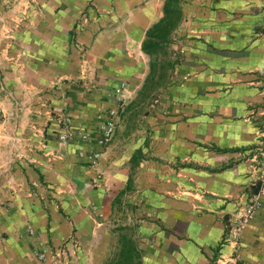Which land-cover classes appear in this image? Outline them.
<instances>
[{"label":"crops","instance_id":"1","mask_svg":"<svg viewBox=\"0 0 264 264\" xmlns=\"http://www.w3.org/2000/svg\"><path fill=\"white\" fill-rule=\"evenodd\" d=\"M165 4L0 0V264L117 263L111 220L132 204L148 217L127 234L139 264L229 263L253 202L239 252L264 264V0H185L165 50L174 67L142 98V46ZM115 111L108 146L80 138ZM91 150L96 163L80 156Z\"/></svg>","mask_w":264,"mask_h":264},{"label":"trees","instance_id":"2","mask_svg":"<svg viewBox=\"0 0 264 264\" xmlns=\"http://www.w3.org/2000/svg\"><path fill=\"white\" fill-rule=\"evenodd\" d=\"M185 0H166L164 6V17L154 26H152L146 35V39L143 42V52L152 59L151 73L149 79L146 81L147 84L151 83L153 86L150 91H154L165 77L164 71L166 69H172L174 67V62L169 59L168 54L165 52L166 49L170 47L173 42V36L177 31L183 15H182V3ZM160 55L163 58L160 59ZM154 60V61H153ZM166 60V61H165ZM158 75V82H154L155 77ZM152 80V81H151ZM154 82V83H153ZM143 94V93H142ZM149 94V93H148ZM150 95V94H149ZM150 97V96H149ZM141 151H138L133 156L132 163V173L135 165L138 163V159H141ZM133 175V174H132ZM132 177L130 176L129 182L131 183ZM120 255H126L129 258V264H139L138 261L141 259V251L138 249L136 242L133 237L127 234L121 237V244L119 249ZM110 264H121L110 263Z\"/></svg>","mask_w":264,"mask_h":264},{"label":"rangeland","instance_id":"3","mask_svg":"<svg viewBox=\"0 0 264 264\" xmlns=\"http://www.w3.org/2000/svg\"><path fill=\"white\" fill-rule=\"evenodd\" d=\"M163 58V56H162ZM166 61V60H165ZM167 70V69H166ZM166 73V72H165ZM125 83L126 84V81H120V84L119 86L121 87V85ZM165 83V81L163 82V84ZM151 86L152 84L150 85L149 87V90L147 89L146 90V93L143 94L142 98H145V96L147 95V93L150 91L151 89ZM119 87V88H120ZM118 88V89H119ZM117 89V91H118ZM158 104V105H157ZM155 107H152L154 106ZM160 106H161V101H160V94H155L153 97H152V100H151V103H150V108H151V111H154V112H157L159 109H160ZM68 123H71L70 121H67ZM104 124V123H103ZM101 127V125L99 126V128ZM98 128V130H99ZM97 130V132H98ZM73 133H74V137L72 139H74L77 135L75 133L74 130H72ZM85 132H89V131H85ZM83 132V133H85ZM94 132V131H92ZM97 132H95L96 136L98 135ZM82 133V134H83ZM82 134L80 135V138L82 139ZM95 136V135H94ZM115 138V137H114ZM71 139V140H72ZM83 140V139H82ZM114 140V139H113ZM112 140V141H113ZM85 141H91V142H95L97 143L96 140H85ZM111 143V142H110ZM109 143V144H110ZM108 144V145H109ZM106 145V146H108ZM104 146V147H106ZM264 148L262 150H259L258 151V155L260 154V157L263 159V155L264 154ZM91 151H94V150H91ZM99 153V152H98ZM257 155V156H258ZM261 161L260 158L258 157L257 159V162ZM263 162H264V159H263ZM263 175V173L261 172V176ZM259 181V180H258ZM130 193L128 192L127 195H129ZM124 198V197H123ZM121 205V204H120ZM119 205V207H120ZM238 220H240V223H243L242 226H240V229L238 231V234L236 236V239L234 241L235 243V256L233 257V262H229V263H224V264H253V263H246L243 259H242V256L239 252V249H240V245H241V240H242V234H243V230L245 228V225L247 222H244V218H237ZM148 220V217L146 216V214L140 210L139 206L136 204H132L131 206H125V209L122 212L120 213H117L115 214L114 218L111 220L112 221V226H114V228L112 229L113 230V234H114V244H112V250H111V254H110V259L111 260H117L118 258V262L121 263V264H129L128 263V258L126 257V255H120L116 249H115V241L117 243V240L119 238V235L121 234H131V230H135L136 232L138 231L140 225L143 223V222H146ZM122 226V227H125L122 231H120V233L114 231L115 229H118V227ZM127 227V229H126ZM134 234V232H133ZM235 260V261H234ZM114 263V262H113Z\"/></svg>","mask_w":264,"mask_h":264},{"label":"built area","instance_id":"4","mask_svg":"<svg viewBox=\"0 0 264 264\" xmlns=\"http://www.w3.org/2000/svg\"><path fill=\"white\" fill-rule=\"evenodd\" d=\"M126 89H127V86L125 83H123L121 85V87L118 89V95H119L118 101L120 103L122 101H124ZM152 107H155V105ZM118 114L119 113L117 111L112 112L111 118L106 120L104 122V124H102L101 127L99 128V130L97 132V134H98L97 136L94 132L89 131V132H85L82 134V136H83L82 139L83 140H96L97 144L101 147L108 145L110 142H112V140L114 139L116 132H117V125H118L117 122L118 121H117L116 117L118 116ZM73 137H74V133L72 131V128L69 126V123H67L66 127L64 128V130L60 134V141L62 143L67 144ZM262 155H263V159H264V154H262ZM80 156H87L90 160L94 161V163L98 162L100 159V153H98L97 151H88V152H86V154L84 152H81ZM261 168H262L261 172L263 173V175L260 177V180H259V182H260L259 183L260 184V193L259 194L264 196V163L261 166ZM256 205L254 204V202L252 204H248L245 215L241 217V218H244V222H247L250 219H252V217L255 214V210H256L255 208L257 207ZM242 225H243V223H240V220H238V219L235 220L234 225H233V227L229 233L230 240L231 241L233 240V243L236 239V236L238 234L240 226H242Z\"/></svg>","mask_w":264,"mask_h":264}]
</instances>
